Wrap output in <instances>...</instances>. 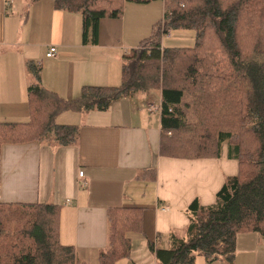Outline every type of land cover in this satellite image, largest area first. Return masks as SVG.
<instances>
[{
    "label": "trees",
    "instance_id": "obj_1",
    "mask_svg": "<svg viewBox=\"0 0 264 264\" xmlns=\"http://www.w3.org/2000/svg\"><path fill=\"white\" fill-rule=\"evenodd\" d=\"M37 2L40 0H30ZM58 11L80 14L83 43H98L102 20L119 19L130 4L163 3V18L152 35L122 57L119 86L85 87L66 100L42 82V65L26 62L28 122L0 121V155L7 144L38 142L77 146L81 128L59 124L65 111L108 112L120 99L160 92L161 157L220 159L223 147L238 161L216 201L195 199L186 209L184 230L169 234V248L149 243L158 264H235L240 234L264 242V0H53ZM174 30L196 32L193 47H163ZM142 179L157 180V170ZM62 207L53 203H0V264H81L73 246L60 243ZM108 243L99 264L129 259L128 236L142 232L143 211L112 207L107 212Z\"/></svg>",
    "mask_w": 264,
    "mask_h": 264
},
{
    "label": "crops",
    "instance_id": "obj_2",
    "mask_svg": "<svg viewBox=\"0 0 264 264\" xmlns=\"http://www.w3.org/2000/svg\"><path fill=\"white\" fill-rule=\"evenodd\" d=\"M126 21L125 16L102 20L98 43L90 45L83 43L82 16L56 10L53 0H0V121L30 120L28 61L42 65L43 85L66 100L77 99L85 87L121 85L123 54L149 38L156 24L153 18L145 37V32L134 30L128 35ZM51 47L56 56L48 58ZM160 96L139 93L120 99L108 112L88 113L91 120L85 123L81 112L60 113L57 123L81 128L77 146L5 145L0 203L60 205V238L68 234L64 245L75 248L81 264H99L108 243V209L138 208L143 211V230L129 233L131 257L119 264H158L149 243L159 247L172 231L184 230L190 222L188 206L197 198L203 206L212 205L239 168L238 161L228 157L226 144L220 159L161 157L160 114H155L157 107L149 110L156 103L151 99L160 103ZM71 115H78L79 123L64 121ZM151 169L157 170V180L142 179ZM252 234L238 236L235 264L249 257L257 264L264 260V242Z\"/></svg>",
    "mask_w": 264,
    "mask_h": 264
},
{
    "label": "rangeland",
    "instance_id": "obj_3",
    "mask_svg": "<svg viewBox=\"0 0 264 264\" xmlns=\"http://www.w3.org/2000/svg\"><path fill=\"white\" fill-rule=\"evenodd\" d=\"M161 4L159 1L151 2L149 4H130L127 7V10L124 14L126 18V25L128 28V35L132 30L135 32L138 31L139 33H143L145 37H148L151 33V28L149 31L146 32L148 29V26H150V22L154 18V22H159L160 18L163 17V11L162 8L160 7ZM159 20V21H158ZM133 40V39H130ZM196 44V32L192 30H174L171 31V33L163 38V47L166 48H176V47H193ZM138 47V46H137ZM136 46L134 48H137ZM128 49H132L131 47H127ZM133 50V49H132ZM126 51V52H127ZM131 52V51H130ZM124 55V54H123ZM119 83L117 82L116 85ZM159 91H151V94H157ZM149 93V92H148ZM154 96V95H153ZM151 100L155 101L156 103L153 102V105L155 108L157 107V113L155 114H160V103L156 97L152 98ZM84 114V117H82L83 123L90 121L91 119L88 113H81ZM67 117L64 118V121H73L74 123H79L78 115H71L68 119ZM81 118V117H79ZM81 120V121H82ZM76 121V122H75ZM70 125H76V124H70ZM168 209H164L165 211ZM253 236H258L257 234L253 233ZM68 234L64 233L63 238H60L59 241L62 244H65L67 242ZM156 245V244H155ZM159 247H170V243L166 238L163 239V243L159 245ZM196 264H207L206 260L203 257H198ZM239 264H257L254 259L252 258H247L244 261H241ZM258 264H264V260L260 261Z\"/></svg>",
    "mask_w": 264,
    "mask_h": 264
},
{
    "label": "built area",
    "instance_id": "obj_4",
    "mask_svg": "<svg viewBox=\"0 0 264 264\" xmlns=\"http://www.w3.org/2000/svg\"><path fill=\"white\" fill-rule=\"evenodd\" d=\"M56 48L55 47H51L50 49H49V51H48V53H47V57L48 58H52V57H54V56H56ZM156 108L153 106V105H150L149 106V110L150 111H154ZM80 177H83V172H80ZM163 209H166L165 207L163 208Z\"/></svg>",
    "mask_w": 264,
    "mask_h": 264
}]
</instances>
